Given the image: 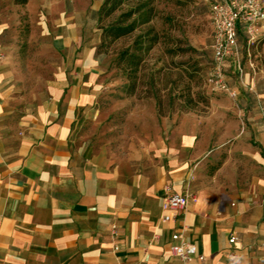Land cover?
<instances>
[{
  "label": "crops",
  "instance_id": "0c3cea01",
  "mask_svg": "<svg viewBox=\"0 0 264 264\" xmlns=\"http://www.w3.org/2000/svg\"><path fill=\"white\" fill-rule=\"evenodd\" d=\"M26 5L40 31L19 51L0 0V264H182L175 231L205 264H230L233 249L237 264H264V114H249L257 144L238 148L252 162L240 177L236 160L212 169L188 137L129 158L95 149L76 134L101 72L78 0ZM166 191L189 196L176 221L163 220Z\"/></svg>",
  "mask_w": 264,
  "mask_h": 264
},
{
  "label": "rangeland",
  "instance_id": "374dc122",
  "mask_svg": "<svg viewBox=\"0 0 264 264\" xmlns=\"http://www.w3.org/2000/svg\"><path fill=\"white\" fill-rule=\"evenodd\" d=\"M94 0H78V19L83 24L87 46L95 45L100 58L99 86L94 102L87 106L76 121L79 140L95 149L129 158L142 154L154 139L163 138L167 143L178 144L183 137L200 144L205 153L201 157L213 159L210 166L219 167L233 158L238 164L239 177L251 167L249 159H243L238 148L245 144L256 145L249 114H264V22L252 37L241 34L238 39L239 63L227 60L223 72L227 85L237 91L235 97L218 88L213 66L212 26L210 5L214 0H153L155 15L152 24L158 30L186 39L198 53L193 55L202 68L201 88L209 97V105L189 112L175 111L159 116L153 98H137L126 94V74L117 67L116 49L131 41L119 40L102 45L101 26L108 22L91 9ZM2 0L6 15H14L13 24L7 29L8 39L19 51H26L33 32H39V23L32 18L27 5ZM127 5L116 11L119 14ZM139 29L135 31V34ZM45 62H57L58 58L45 50ZM42 57H40L41 59ZM183 57L182 59H185ZM175 60L181 57L175 56ZM147 72L158 70L162 94L170 56L163 45L155 46L146 56ZM50 72L47 70L46 75ZM262 116L260 117V119ZM200 157V158H201ZM199 158V159H200ZM196 159V158H195Z\"/></svg>",
  "mask_w": 264,
  "mask_h": 264
},
{
  "label": "trees",
  "instance_id": "16d2710c",
  "mask_svg": "<svg viewBox=\"0 0 264 264\" xmlns=\"http://www.w3.org/2000/svg\"><path fill=\"white\" fill-rule=\"evenodd\" d=\"M215 1V0H214ZM17 5H26L28 0H13ZM153 0H103L96 11L108 22L101 26L102 45L119 40L131 41L116 49L117 67L126 74V94L137 98H153L159 116L175 111L189 112L201 105H209V97L201 88L202 68L193 59L198 50L186 39L158 30L151 23L155 15ZM126 4L127 8L115 14ZM139 32L135 34V31ZM245 34L241 26L238 39ZM246 35V34H245ZM163 45L170 56L169 70L165 74V95L159 86L158 70L147 72L146 56L155 47ZM181 57L175 60L174 57ZM186 57L185 59H182Z\"/></svg>",
  "mask_w": 264,
  "mask_h": 264
},
{
  "label": "built area",
  "instance_id": "2783aa9c",
  "mask_svg": "<svg viewBox=\"0 0 264 264\" xmlns=\"http://www.w3.org/2000/svg\"><path fill=\"white\" fill-rule=\"evenodd\" d=\"M210 20L212 26V55L214 59L215 81L219 89L231 97L237 95L236 90L230 88L224 78L223 67L227 60L236 63L240 68L238 32L242 26L245 34L250 38L254 36L257 27L264 22V0H215L210 5ZM188 194L166 191L163 196V208L167 213L163 216L165 221H176L188 204ZM183 227V225H182ZM170 251L182 264L206 263L204 254L198 251L195 244L182 239L181 231L172 235ZM237 237L231 236L229 242L234 245ZM230 264H237L235 250L229 253Z\"/></svg>",
  "mask_w": 264,
  "mask_h": 264
}]
</instances>
